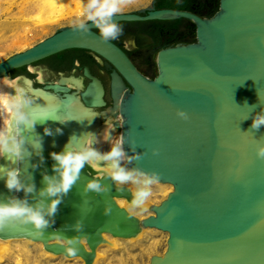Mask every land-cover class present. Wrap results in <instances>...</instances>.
Wrapping results in <instances>:
<instances>
[{"label":"water","instance_id":"95a60500","mask_svg":"<svg viewBox=\"0 0 264 264\" xmlns=\"http://www.w3.org/2000/svg\"><path fill=\"white\" fill-rule=\"evenodd\" d=\"M156 1L139 10L149 11L145 16L125 12L112 18L115 23L181 17L195 22L197 40L162 50L153 79L119 46L103 40L93 21L84 22L85 29L62 26L0 61V77L67 49L99 53L133 88L114 94V110L121 115L115 127L121 132L126 166L173 185V191L140 219L116 200L130 198L126 187L115 184L109 174L99 177L80 170L68 192L59 195L56 212L48 215L57 197L42 196L41 191L45 176L58 177L52 153L62 152L72 138L82 141L87 126L74 113L72 103L79 98L73 94L52 107L28 104L25 111L35 124L30 130L21 126L19 178L26 186L34 185V191L9 190L0 180V201L26 202L48 223L36 229L12 221L0 227V237L31 238L48 250L82 256L85 264H93L105 233L131 238L143 228H155L168 233L167 247L149 264H264V159L256 155L264 145V125L252 127L264 115V0H220L211 18L155 10ZM97 95H84V100L103 103V94ZM92 181L101 185L100 191L86 190Z\"/></svg>","mask_w":264,"mask_h":264},{"label":"flooded vegetation","instance_id":"af4514ba","mask_svg":"<svg viewBox=\"0 0 264 264\" xmlns=\"http://www.w3.org/2000/svg\"><path fill=\"white\" fill-rule=\"evenodd\" d=\"M149 6H152V3ZM154 9L181 10L202 18H211L219 11L220 0H157ZM139 10L130 12L142 16L149 12ZM117 24L123 31L112 42L128 55L143 75L152 79L159 73L158 57L162 50L187 45L197 40V25L192 19L185 17L120 21ZM94 30L100 34L98 28ZM115 74L120 78L116 80ZM10 77L31 80L33 91L26 93V96L33 94L34 91L50 94L55 97L54 106L58 105L59 99L66 98L68 94L78 97L79 99L72 103L73 110L84 120L87 135L93 126L103 125L108 120L115 128L121 115L119 111L114 110L116 105L114 94H128L133 90L131 84L112 62L99 53L84 48L64 50L30 66L16 69L12 71ZM56 86L60 89H56ZM97 94H103V103L88 104L84 100V95L97 98ZM36 102H39L38 98Z\"/></svg>","mask_w":264,"mask_h":264},{"label":"clouds","instance_id":"9594fccd","mask_svg":"<svg viewBox=\"0 0 264 264\" xmlns=\"http://www.w3.org/2000/svg\"><path fill=\"white\" fill-rule=\"evenodd\" d=\"M120 11L119 0H88L78 16H84L86 20L95 22L101 38L105 41H113L123 31L122 27L113 22L112 19ZM76 23L78 28L85 29L83 20H78ZM2 83L14 89L15 94L9 95L0 92V106L7 110L10 115V119L4 122L3 134H0V156L16 163L23 158L24 140L20 137L21 126H23L24 130H30L35 124V118L25 111V107L29 103L24 98L25 86H22L17 78L4 77ZM178 114L181 117L186 116L183 111ZM262 125H264V115H260L253 120V128H259ZM57 131L59 132L60 129H57ZM45 132L50 134L49 129H45ZM105 138L107 139V137ZM90 142V140L80 141L72 138L62 152L52 153L53 159L57 162L54 165V170L58 173V177L45 176L46 187L41 191L42 196L57 197L51 200L48 206V215H53L56 212L60 203L59 195L68 192L86 163L95 166L97 163L105 162L107 164L105 171L118 183L123 184L133 180V173L126 171L120 166V161L125 157L122 140H117L111 150L105 154H101L91 147H85ZM256 155L258 158L264 159V145L257 147ZM155 178V176L146 178L145 184H151L152 179ZM0 179L5 181V186L9 190H23L27 193L34 191V185L26 186L22 183L18 169L0 166ZM86 190L100 191L101 185L96 181H92L88 183ZM150 194L151 192L147 188L141 189L136 193V198L132 201V204L140 207ZM12 221L20 224L31 223L36 229H42L48 223L39 210L28 207L26 202L18 199L7 202L0 201V227H4Z\"/></svg>","mask_w":264,"mask_h":264},{"label":"bare ground","instance_id":"6f19581e","mask_svg":"<svg viewBox=\"0 0 264 264\" xmlns=\"http://www.w3.org/2000/svg\"><path fill=\"white\" fill-rule=\"evenodd\" d=\"M38 1H39L38 7L40 8V10L37 12L36 15L29 17L27 19V20H30L31 22H33L34 26L25 30V32L23 34L24 35L23 37L25 39H29V37L31 35H33V32H32L33 29H41L44 31H48L53 27L59 26L65 20H69V19H72L74 17H81V18L84 17V16H78V14L81 12L83 6L86 5L88 2V0H38ZM4 77L11 78L10 75L0 77V92L6 93L9 95H14L15 94L14 89H11L6 85H3L2 79ZM18 81L21 85L23 84V86H25V88H26L24 98L29 101L28 104L35 106V107L36 106L37 107H52V106H54V104H56V100L54 101L55 97H53L50 94H44L41 91H34L33 94H30L27 97L26 93L33 91L32 81L29 79H25V78L24 79L19 78ZM36 98L39 99L38 104H36L37 103ZM0 115H1V119H2V127H1L0 134H3L4 128H5L4 122L6 120L10 119V115H9L8 111L5 110L2 106H0ZM118 119H119V117H118ZM115 128L113 127V125H111V121L108 120V122L103 124V125L96 124L95 126H93L92 129H90V133L88 135H87L86 131L84 130V135H83L82 141L84 140L86 135H87V137L85 138V140L91 141L90 144L85 145V147H91L93 150H95L101 154H105V153L109 152L111 150L112 146L116 142L115 135H116L117 129H115ZM105 137H107V139ZM125 162L126 161H125V157H124L120 161V166L126 170ZM0 166H4V167L9 168V169H18L19 170V161H17L16 163H13L10 160H8L7 158L0 156ZM106 167H107V164L105 162L97 163V164H95V166L86 163L81 170H83V171H85L88 174H91L93 176L101 177L105 174H108V172L105 171ZM0 180L4 181L3 179H0ZM113 181L115 182V184H117L119 186H124L130 191V198L119 197V198H116V200L121 207H124L129 212H131L130 211L131 208L136 207L132 204V201L136 198V193L138 192L137 188L129 182H125V183L121 184V183L116 182L115 180H113ZM159 186L161 187V190H162L165 198L174 189L173 185H171V184L160 183ZM17 192L15 194H17ZM151 204H152V200L150 199V196H149L145 199L144 204L141 205L140 208H145V209L150 208L151 209V206H152ZM133 215H135V214H133ZM137 217L139 218V216H137ZM140 219H142V218H140ZM150 229H153V228H143L136 236H133L131 238H121V237L113 236L109 233H105L103 235L104 241L99 245V247L97 249L96 257L94 259L93 264H98L99 261L101 260L102 249L104 246L108 245V246L116 247L117 242L122 240V239L135 241L136 239H138L142 236V234L144 233L145 230H150ZM83 243L89 249L87 242L83 240ZM29 244H32L35 247L40 248L41 249V256H44V258L48 257L50 259H54V258L58 259L59 256H64V257H67L68 260L74 261V263L68 262V264H85L86 263L85 259L82 256H66L63 254L53 252L51 250H48L46 245L43 242L36 241V240H33L31 238H27V237H12V238H1L0 237V263L4 262L9 256L10 257L13 256L16 264H42V263H40L41 259L39 258V255H33L32 254V251L29 248ZM112 250H113V248H112ZM153 251H154V249H153ZM105 254H107V253H105ZM119 262H121V261L119 260Z\"/></svg>","mask_w":264,"mask_h":264},{"label":"rangeland","instance_id":"374dc122","mask_svg":"<svg viewBox=\"0 0 264 264\" xmlns=\"http://www.w3.org/2000/svg\"><path fill=\"white\" fill-rule=\"evenodd\" d=\"M151 2L152 0H119L121 6V11L119 13L130 12L147 7ZM38 4V0H0V61L8 58L14 53L21 52L28 47L30 48L34 44L55 33L57 29L62 26L77 24L76 22L78 20H83L84 22L88 21L85 17H74L65 20L59 26L53 27L48 31L33 29V35H31L29 39H25L23 37L25 30L34 26V23L27 19L36 15L40 10ZM1 127L2 119L0 115V132ZM120 135V130H117L115 135L116 141L120 139ZM125 167L126 171L133 173L134 178L133 180L128 181L129 183L133 184L138 191L143 188L150 190L151 194L149 196L152 200L151 205L159 204L165 198L161 187L159 186L161 182L152 180L151 184L146 185L145 179L148 178L147 176L136 174L126 165ZM130 211L136 216H139V218H145L153 213L150 208L145 209L140 207H132ZM167 239V232H162L155 228L145 230L142 236L135 241L122 239L117 242L116 247L108 245L104 246L102 249V257L98 264H149L153 255L163 254L165 252ZM29 248L33 255H39V258L41 259L40 263L42 264L74 263L73 260L70 261L64 256H59L58 259L44 258V256H41L40 248H37L32 244H29ZM119 260L121 262H119ZM0 264H16V262L13 256H9Z\"/></svg>","mask_w":264,"mask_h":264}]
</instances>
